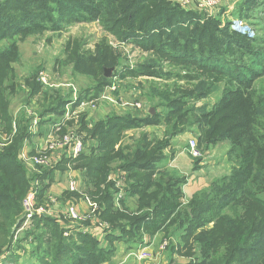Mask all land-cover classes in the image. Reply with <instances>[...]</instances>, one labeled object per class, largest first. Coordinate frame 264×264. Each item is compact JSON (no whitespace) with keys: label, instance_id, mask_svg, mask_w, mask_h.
Returning a JSON list of instances; mask_svg holds the SVG:
<instances>
[{"label":"trees","instance_id":"16d2710c","mask_svg":"<svg viewBox=\"0 0 264 264\" xmlns=\"http://www.w3.org/2000/svg\"><path fill=\"white\" fill-rule=\"evenodd\" d=\"M244 6L256 9L264 0H244ZM92 23L149 56L130 69L107 39L87 49L85 40L70 38L62 64L93 80L79 91L75 106L99 99L115 77L147 78L153 82L138 100L149 102L155 114L111 112L91 129L83 117L86 150L43 172L37 203L47 202L56 172H81L88 196L110 226L106 246L43 214H35L31 226L16 229L31 189L20 154L33 138L31 118L24 110L15 115L12 106L18 97L24 105L37 99L39 135L44 137L43 125L61 119L73 97L72 90L64 94L43 86L41 66L21 81L19 44L30 36ZM109 69L113 73L107 78ZM220 91L211 110L199 105ZM150 127L162 128V139L145 132ZM0 131L8 136L5 142L0 138L1 264H20L23 257L28 264H110L116 243L136 251L147 247L146 237L152 240L161 232L165 238L180 233L181 248L171 249L191 257L187 264H264V37L250 39L232 31L229 21L169 0H0ZM131 131L140 135L125 143ZM186 134L195 135L200 151L228 143L232 164L229 175L197 192L187 205V178L167 167L174 155L172 141ZM113 174L124 180L125 196L118 206ZM69 198L80 194L69 191L63 199Z\"/></svg>","mask_w":264,"mask_h":264},{"label":"rangeland","instance_id":"374dc122","mask_svg":"<svg viewBox=\"0 0 264 264\" xmlns=\"http://www.w3.org/2000/svg\"><path fill=\"white\" fill-rule=\"evenodd\" d=\"M169 1L183 6L180 0H169ZM200 5H201L200 0H193V4L191 5V7H185V9L188 11H194L199 14L205 15L208 18H220L223 22L229 21L231 23L232 31L234 30L238 33L241 32V29H238L236 27H238L240 22H242L244 30H245L244 35H247L250 39H255L257 37H264V6H258L256 7V9H248L247 7L244 6V0H219L218 6L213 10L214 13L210 14V13H207L201 10ZM242 12H243V16L241 14ZM70 38H81L85 40L87 42V45H86L87 49H94V45L96 43L100 42L103 39H107L109 41V44L114 48V50H116L121 55V57L125 59L124 61L125 65L127 67H130V69H135L138 64L142 63L144 59H146L149 56V54L142 52L140 49H138L134 45L118 43L115 40V38L106 34L101 29V27L96 23L79 24V25L66 28L64 31L60 33L48 32L43 35L30 36L27 39L23 40V42H20L19 45H20V51L22 54V59H21V62L17 65V71L20 76V80L23 81V79L27 77L28 75H30L32 71H34L37 67L41 66L44 68L43 70L44 74L47 73L50 77V81H48V83L59 85L58 88L62 90L64 94L70 93L69 91L73 89L80 91L81 89L91 87V84L93 83L92 79L88 77H84V76L74 75L70 66H65L62 64V62L66 59L65 46ZM113 81H114V84L118 88L117 91H120L121 89L122 93L127 97V99L123 100L121 95H119L118 97L115 96L119 103H120V100L127 101L130 103H136L139 101H143L144 103L145 102L144 100H141V99L138 100V98L142 97L143 95H145V93L148 92L149 86L151 85V81L153 82V80L147 79V78L133 79L130 77L126 79L115 77ZM104 93L101 95V97L104 95ZM115 93H113L112 95L114 96ZM130 93H136L137 96L131 98ZM220 97H221V91L214 93L208 99L200 102L199 105L200 106L207 105L209 109L211 110L214 104H216V102L220 99ZM16 100L17 101L15 102V105L12 106L13 111H18L19 107L22 106L24 103V100L22 97H18ZM105 101L107 100L103 99V101L99 102L98 110L96 111L87 110L86 113L81 115L80 120H79V124H80L79 130H80L81 136L83 137L84 142H85L86 134L82 130V122H81L82 118L84 117L85 122L89 123L88 128L91 129L93 122L97 120L95 118L96 116L94 117V115L97 111L100 110L102 104L105 103ZM109 102L110 101H108V103ZM31 104L36 106L37 99H34V101ZM146 104L149 107L147 109L145 108L147 112L148 110H150V104L149 102H146ZM129 110L134 111V112H140V111H143V113L145 112L144 110H138V109H129ZM50 126L51 125L44 124L43 129L44 128L49 129ZM65 131L66 130H63L62 133H64ZM145 132L149 133L152 137L153 136H156L157 138L159 137L158 133L149 132L147 129L145 130ZM139 135H140L139 131L127 132L124 142L131 143L133 137L137 138L139 137ZM183 136L187 138V140L186 139L182 140L184 143H186V141L188 143L189 140L191 139H196L195 137H192L191 134H186ZM0 138H1V141L5 142V139H7L8 136L5 133H2L0 131ZM36 141L37 143L41 142L38 139ZM221 145L225 146L229 144L223 143ZM84 146H85V143H84ZM85 150H86V146H85L84 151ZM32 153H33V150L30 151V154ZM167 153L169 152L167 151ZM201 153H202V157L199 159H194L190 156V158L193 160L194 165H196L195 163L196 161L198 160L201 161L206 158L205 151H201ZM172 159H173V156L169 160L168 164L170 163ZM208 161H210V163L212 162L210 158L208 159ZM187 183L183 186L184 193L187 192L185 188ZM81 184H82V187L80 188V192L88 195L86 193V188L83 185V180ZM81 197L82 196L80 195V198L78 199L72 198V204L75 205L76 201L81 199ZM54 198L56 199L58 206H60V204L64 202V201L59 200L58 197H54ZM90 199L92 200L91 197ZM190 200L191 199L185 200L184 198L185 205H187ZM65 202H67V200H65ZM53 207H57V206H53ZM25 217H26V212L24 214L23 219H25ZM61 220L71 223V221L68 219L62 218ZM31 225H32V220L30 222V225L25 226V228ZM25 228L23 225V229ZM164 237L162 238L163 241L166 239ZM160 245H159V248H160ZM120 248L121 249H119V252L116 258L114 257L115 259H113V261L110 264H186L187 262L189 263L192 260L191 257H186L184 256V254H180L177 256V258H174L173 260H169L168 256L166 255L168 254V251L170 252L169 250L170 246L167 247L165 251H161V249L159 250L157 249V251H152V248H151L149 250L151 257H149V259L142 260V261H138L133 256H131V254L134 253V250L127 251L126 247H124V244H122ZM20 264H28V262L26 261V258L23 257V259L20 260Z\"/></svg>","mask_w":264,"mask_h":264},{"label":"built area","instance_id":"2783aa9c","mask_svg":"<svg viewBox=\"0 0 264 264\" xmlns=\"http://www.w3.org/2000/svg\"><path fill=\"white\" fill-rule=\"evenodd\" d=\"M183 7H191L193 0H180ZM201 10L207 13H214L213 10L218 6L219 0H200ZM238 29H241L242 34L245 33L243 23L240 22ZM39 82L50 88H58L57 84H49L50 77L47 73L41 72L38 78ZM117 86L114 84L106 90L104 95L96 100H84L79 103L78 106H75L79 99V91L73 89L72 102L66 105V110L64 116L59 119L56 123L50 126L48 133L41 137L40 134V124L41 120L39 118V111L36 106L33 104L22 105L19 107V110L15 112L17 115L20 111L24 110L31 118L30 133L33 140L32 147H29L31 142H27L20 154V159L24 164L28 177L31 179V189L27 194L24 200V207L26 212V217L24 219L23 225H30L31 220L35 214L48 215L54 218L61 220L62 218L68 219L71 221L70 225L84 232H91V226L100 229L103 233L107 234L109 232L110 226L103 222L100 218L101 207L95 201L91 200L90 197L84 193L80 192L79 181L74 177H69V191L72 193L80 194L81 200H83L88 207V212H83L78 209L76 206L67 204L65 208H60L57 205V201L54 196L48 194V199L46 205H38L37 197L40 188V179L43 175V172L55 167L62 160H76L85 149L84 140L80 133V124L79 120L82 114L86 113L87 110H98L99 102L106 99L111 103H119L118 100L112 95L117 91ZM112 95V96H111ZM109 96V97H107ZM111 96V97H110ZM119 105L125 109H138L145 110V104L143 101L136 103H130L127 101L120 100ZM72 122V124H71ZM79 124V125H78ZM14 133L16 132V124H13ZM63 130H66L62 133ZM41 142L37 143L36 140ZM6 140V139H5ZM2 146V144H0ZM188 153L194 159H199L202 157V153L198 148L196 139H191L188 142ZM33 150V153L30 154V151ZM71 171V170H69ZM110 180L116 183V188L119 190L116 196V205L120 204V201L124 198V180L118 175H111ZM53 206H58L53 207ZM53 207V208H52ZM170 246L168 240H164L160 249L165 251L167 247ZM136 260L142 261L149 259L151 257L150 251L147 247H139L134 253L131 254Z\"/></svg>","mask_w":264,"mask_h":264},{"label":"crops","instance_id":"0c3cea01","mask_svg":"<svg viewBox=\"0 0 264 264\" xmlns=\"http://www.w3.org/2000/svg\"><path fill=\"white\" fill-rule=\"evenodd\" d=\"M121 95L122 99L125 100L127 97L122 93L121 89L118 93V96ZM116 95H114L115 97ZM136 93H130V97H136ZM117 97V96H116ZM115 97V98H116ZM146 109L149 108L146 104V101L144 102ZM146 109L143 111H140V115L146 114ZM119 113V114H124L127 112H134L129 109H125L119 105V103L112 104L108 103V101H105V103L102 104L101 108L99 111H97L94 115L96 119H102L109 115V113L112 112ZM16 112V111H15ZM43 129V127H42ZM149 132H154L158 133L159 137H163V129L158 128V127H150L147 128ZM49 129L44 128L42 134L45 136L48 133ZM161 135V136H160ZM158 136V135H157ZM192 137H195V135H192ZM184 136H180L172 141V150L174 152L173 159L170 161V163H167V167L171 170H173L175 173H177L181 177H186L187 178V185H186V190L185 192V200L192 199V197L199 191H201L204 188H207L214 180L227 176L231 172L232 164L228 161L227 159V153L230 150L229 145H217L216 147L210 149L209 151H206V158L201 160L199 165L196 166L193 163V160L190 158V155L188 153V143H187V138H183ZM196 138V137H195ZM162 139V138H161ZM186 139V143H184L182 140ZM33 144H30L29 147H32ZM31 151V150H28ZM211 159L212 162L208 161V159ZM65 160V159H64ZM63 161V160H62ZM74 177L79 181V187H82V175L81 172L72 170L67 171L63 174L60 172H56L55 175V182L52 184L51 189L49 190V195L58 197L59 200L64 201L60 204V208H65L67 204L71 205L72 199H63V196L65 193L69 192V177ZM87 193V192H86ZM73 205V204H72ZM78 209H80L83 212H88V207L87 204L79 199L76 201L75 205ZM131 207H134L133 202L130 203ZM57 208H59L57 206ZM70 223V222H69ZM92 228L90 229L91 232H89L90 235L95 237L100 243L103 244V246L107 245L106 242V235L103 233L100 229L91 226ZM165 236L164 233H159L157 234L152 240H150L148 237L144 239L145 244H147V248L150 250L152 248V251H157L159 250V245L161 243L162 245V238ZM165 238V237H164ZM180 233H176L174 237L170 236L169 238H166L165 240H168L169 243L171 244L170 247V252L168 251V256L169 260H173L174 258H177L178 254L177 252L173 251L171 248L175 247L176 251L179 250V245L181 244V239H180ZM124 243H116L117 247V252L116 256L119 252V249H121V245ZM160 245V247H161ZM124 247H126L127 251H130L128 246L124 244ZM163 253V252H162ZM161 253V254H162ZM121 254V252H120ZM127 255V254H126ZM115 256V258H116ZM114 258V259H115ZM188 263V262H187ZM186 263V264H187Z\"/></svg>","mask_w":264,"mask_h":264},{"label":"water","instance_id":"95a60500","mask_svg":"<svg viewBox=\"0 0 264 264\" xmlns=\"http://www.w3.org/2000/svg\"><path fill=\"white\" fill-rule=\"evenodd\" d=\"M112 73H113V69H109V70H107V71H106V77H107V78L111 77ZM150 112H151L152 115H154V114H155V109L152 108V109L150 110ZM22 224H23V220H20V221L18 222L17 226H16V229L19 230V229L22 227Z\"/></svg>","mask_w":264,"mask_h":264}]
</instances>
